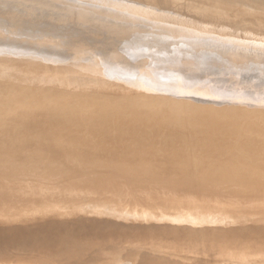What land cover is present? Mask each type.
<instances>
[{
  "label": "bare ground",
  "instance_id": "1",
  "mask_svg": "<svg viewBox=\"0 0 264 264\" xmlns=\"http://www.w3.org/2000/svg\"><path fill=\"white\" fill-rule=\"evenodd\" d=\"M161 1L164 6L166 1L181 0ZM185 1L205 6L209 3V7L210 2L217 3V0ZM223 1L217 4L216 13L226 18L229 9L223 7L226 6ZM117 2L0 0V55L17 59L24 56L30 65L36 61L38 66L50 67L47 73L41 66L45 73L22 65L17 68L20 66L18 60L14 61L17 64H13L14 67L9 64L11 61L6 64L1 57L4 65L1 62L0 80L10 94L5 90L0 102H7L6 98L15 99L17 103L8 106L19 109L22 105L29 111L23 115L19 109L17 114L23 116L22 122L32 126V119L36 122L40 119L37 124L42 137L60 138L58 144L33 145L28 151L22 147L26 144L24 139H19L16 145L20 146L15 145L6 153L0 152V161L11 162L18 158L26 167L12 178L6 174L13 173V169L0 164V206L7 208L4 223H0V264H38L37 256H43L44 262L39 259L40 264L49 263L53 258H59L53 262L61 264L62 257L73 259L68 262L67 258V264H264V190L245 189L250 185L246 180L236 182L240 187L229 189L224 187L229 181L219 179L212 185L205 184V188L213 186L215 190L204 191L191 189L185 180L191 169L196 175L207 173L193 164L199 153L204 158L198 156L197 159L215 156L233 170L242 167L249 175L264 179V85L246 86L247 80L252 81L257 76L264 82V50H255L260 55L250 54L255 49L254 43L244 36L245 32H252L251 28L250 31L241 29L244 36L238 38L240 30L236 33L231 29V32L227 30L229 26L226 27L229 24L221 23L230 35H226L224 43L209 44L202 40V35L222 31L220 26L217 29L214 18L210 23L215 28L208 20L205 23H209V27L205 25L207 27L201 28L200 32L192 28L198 29L201 23L195 26L188 19L178 20L182 22L177 24L167 22L174 15L172 11L166 12L168 16L171 14L166 22L165 17L155 19V15L152 21L145 17L143 6L144 9L140 8L143 12H140L144 16L141 13L138 18L139 8H134L138 5L133 7L131 3L129 6ZM260 3L262 5L264 1ZM238 5L243 6L242 3ZM250 5L247 7L253 17L254 10L251 11ZM149 7H146L148 11ZM160 7L159 11L163 8ZM254 7L252 5V9ZM230 9L238 11L240 8L231 5ZM257 9L256 13L261 10L257 12ZM194 10L197 9L194 7ZM175 12L177 16L181 11ZM230 14L234 19V13ZM203 21L200 22L205 24ZM161 25L167 28L163 30ZM247 26L243 27L247 29ZM99 30L103 31L104 37L97 43L94 36ZM46 37H52L50 42L60 46L62 59L57 60L51 54L52 57L43 58L39 64L43 56L41 59L37 56L41 54H29L26 50L24 55L20 51L30 41L40 43ZM15 38L21 41L17 42ZM255 41V46L264 45V38ZM70 49L73 53L77 50L85 53L77 59L67 58L66 52ZM193 49L200 52L194 54ZM199 55L201 69L216 73L217 77H202L201 84L204 85L195 90V86L179 84L187 78L178 70L182 62H189L187 57ZM25 58L20 60L23 65ZM177 63L181 66H176ZM112 65L121 67L120 71L125 70L128 75L114 71ZM250 66L253 71L249 70ZM76 71L81 72L83 78L78 77ZM174 75L178 80L171 79ZM94 78H98V83H93ZM106 80L114 82V88L118 90L105 87L112 84ZM17 89L21 93L16 94L20 92ZM126 89L138 93L135 95L132 94L134 91L129 93ZM33 92L41 95V100L50 104L52 110L56 108L66 116H58V111L54 115L44 109L46 103L40 107L42 101L38 97L32 99ZM158 97L165 101L176 97L174 100L178 99L179 103L165 104L163 109ZM226 103L235 107L228 110ZM224 104L227 106L225 111ZM30 126L27 129L32 130ZM8 139L13 141L14 137L11 135ZM94 153L114 158L121 165L158 160L168 170L157 174L127 171L140 175L132 177H126L125 172L112 178L86 177L83 174L84 158ZM177 171L179 178L170 177L165 186H159L160 182H166L159 174ZM132 180L134 184L130 182ZM28 211L34 215L30 217L34 218L32 224L26 220L28 213L26 218L21 215ZM217 224L228 225L229 229H218ZM88 238H92V246L97 247L95 256L91 245L84 242ZM66 245L77 246L78 250L73 251Z\"/></svg>",
  "mask_w": 264,
  "mask_h": 264
},
{
  "label": "rangeland",
  "instance_id": "2",
  "mask_svg": "<svg viewBox=\"0 0 264 264\" xmlns=\"http://www.w3.org/2000/svg\"><path fill=\"white\" fill-rule=\"evenodd\" d=\"M81 1H83V2H85V1H88V0H81ZM98 1H101V2H103V0H98ZM110 1V2H109ZM118 1V0H117ZM117 1H113V0H106V2L107 3H112V4H115V3H119V2H117ZM120 1V3H122V2H124V4H127V5H129V6H131L130 5V3L132 4V6L134 5H138V6H136V7H134V8H139V10H137V11H142L143 12V9L145 8V17H147V18H152L151 20L153 21L154 19V15H155V19H164L163 17H165V19H164V21L166 22L167 21V14L168 13H166V12H169V11H172L171 13H172V18H171V14L168 16L169 18H171V19H173V20H171V19H168L169 21H167V22H169V23H172L173 22V24H177L178 22H182V21H186V19H188V20H190V22L191 23H194L195 24V26H197V25H199V23H201L200 25H199V28L198 29H196V28H192L193 30L195 29L196 31H200V29L201 28H205V27H209V25H207V24H209L210 22H212V21H210V20H212L213 18L214 19H216L214 22V24L215 25H217V29L219 28V26H220V30H222V31H219L218 30V32H216L217 30H215V31H213L214 33H212V31H210V30H207L208 32L210 31L211 32V34H207V35H202L203 36V41H208V42H206V43H209V44H216L217 42H222L223 41V43L226 41V35H230V34H227V33H229L228 31H226V29L227 30H229V31H231V29H235L236 30V33H237V30H240V31H238V33L240 34H236V33H234V35L236 34L237 36L236 37H238V38H242V36H244L243 35V31L241 30V29H243L244 31H248L250 28L252 29H250L252 32L250 33V35H249V33H247V32H245V34L247 35H245L244 37H246L247 38V40H249L248 42H253L254 44L256 43V39L258 38V39H260L261 40V38L263 39L264 37H262V36H264V26H263V24L264 23H260V22H262L261 20H263V22H264V6H263V4L264 3H262V5H261V1L263 2L264 0H248V1H250V2H248L247 0H243V1H240V0H237V2H234L233 0H230V1H232V2H230L229 0H225L226 2L228 1V3H225V1H223L222 3H223V5H226V6H223L224 8L226 7L227 9H229V10H227L226 8V10H227V12H226V18L225 17H223V16H221V15H219L218 13H216L218 10H217V8L219 7V6H217V4L220 2V4H221V1H219V0H217V3H215V1H212V0H205V1H212V2H210V4L212 3V4H214L215 3V5L214 6H212V4L210 5L211 7H209L208 6V4H206L207 6H205V4L204 5H199L198 3V5H196L195 3H191V1H185V0H181V1H173V3H170V2H168V1H166V4L165 3H163V5L164 6H162L161 5V3H162V1L161 0H157L158 1V3H156V0H133V1H131V0H129V1H126V0H119ZM131 1V2H130ZM135 1H137V3L138 2H140V3H136L135 4ZM143 1V2H142ZM145 1V2H144ZM161 1V2H160ZM184 1V2H183ZM239 1V2H238ZM244 1H247V3L246 4H244L243 5V2ZM256 1V2H255ZM126 2V3H125ZM134 2V3H133ZM148 2H149V4L151 5H149L148 4ZM181 2V3H180ZM229 2H230V4L232 5V8H235V7H238V8H240V9H238V11H236V9L234 10V9H232V10H234V12L230 9L231 8V5H230V8H228L229 6L227 5V4H229ZM144 3L145 4H147V5H145L144 6ZM153 3H156V4H153ZM160 3V4H159ZM184 3H185V5H184ZM189 3V4H188ZM192 5H191V4ZM234 3H238V4H241L242 3V5L243 6H241V5H235ZM245 3V2H244ZM249 3V4H248ZM254 3V4H253ZM256 3V4H255ZM167 4H169V5H167ZM172 4V5H171ZM176 4V5H175ZM178 4V5H177ZM186 4H187V6H186ZM195 6H194V5ZM250 4H252L253 5V9H252V5H250ZM258 4H260L259 6H258ZM126 5V6H127ZM141 5V6H140ZM152 5H156V6H154L155 8L157 7V5H158V7L156 8V9H151V7L152 8H154ZM175 5V6H174ZM247 5H250L249 6V8H251V11L252 10H254V13H253V17L255 16V18H253L251 15H252V12H251V14H250V11H249V9H248V7H247ZM144 8H143V7ZM150 6V7H149ZM161 6V7H160ZM196 6H198V7H196ZM201 6V9H199V7ZM202 6H204V7H206V9L204 8V7H202ZM220 6H222V5H220ZM228 6V7H227ZM233 6H235V7H233ZM245 7V8H241V7ZM143 8V9H140V8ZM146 7H149L150 9H149V11H148V8H146ZM162 8L160 11H159V9L158 8ZM172 7H173V9H172ZM178 7V8H177ZM180 7H182V8H180ZM194 7H195V9H197V10H194ZM208 7V8H207ZM216 7V8H215ZM222 7V9H224ZM257 7H258V9H257ZM261 7H263V9L261 8ZM242 9H243V11H242ZM257 9V12H258V10L259 9H261L259 12H260V14H259V12L258 13H256V10ZM148 12H147V11ZM150 10H156V11H154V12H158V13H151V11ZM177 11V10H179V11H181V12H177L178 14H177V16H175L176 15V12L175 11ZM225 10V11H226ZM231 10V11H230ZM244 10H248L249 11V13L248 12H246V13H243V12H245ZM161 11H163L162 13H160ZM188 13H187V12ZM239 11L240 12H242V14L241 13H239ZM263 11V12H262ZM136 12V11H135ZM136 12V14L138 15V16H140V14L142 13V12ZM148 14H147V13ZM166 13V14H164V15H166V16H164L163 15V13ZM195 12V13H194ZM262 12V13H261ZM152 15H151V14ZM170 13V12H169ZM179 13H181V14H179ZM184 13L186 14V16L184 15ZM190 13H191V16H190ZM198 13V14H197ZM206 13V14H205ZM227 13H234V19H233V14L231 15H229V14H227ZM237 13H239V14H237ZM249 15H248V14ZM133 14H135L134 13V11H133ZM136 14H135V16H136ZM150 14V15H149ZM156 14H158L157 16H156ZM255 14V15H254ZM143 15V13H142V16H144ZM147 15V16H146ZM181 15H183V16H181ZM200 15V16H199ZM201 15H203V16H201ZM208 15V16H207ZM236 15V16H235ZM238 15V16H237ZM240 15V16H239ZM247 16V17H244V16ZM256 15L257 16H259L258 18H256ZM153 16V17H152ZM162 16V17H161ZM196 16V17H195ZM198 16V17H197ZM216 16H218V18H216ZM230 16V17H229ZM232 16V17H231ZM145 17H142L143 19L145 18ZM158 17V18H157ZM190 17H194V18H190ZM223 18V19H221L220 20V18ZM237 17V18H236ZM138 18H141V16L140 17H138ZM167 18V19H166ZM177 18V19H176ZM180 18V19H179ZM197 18H199L198 20H197ZM201 18H203V19H201ZM206 18V19H205ZM208 18H210V19H208ZM212 18V19H211ZM240 18V19H239ZM259 18H262L261 20L259 19ZM149 19V20H150ZM177 21H176V20ZM192 19V20H191ZM196 19V20H195ZM213 19V20H214ZM240 20V22L238 21V20ZM112 20V19H111ZM145 20H147L146 18H145ZM150 20V21H151ZM178 20H182V21H178ZM193 20H195L196 21V23L193 21ZM202 21V20H204L203 22L205 23V21L206 22H208V20H209V23H205V24H203L202 22H200V21ZM223 20V21H222ZM243 20V21H242ZM199 21V22H198ZM218 21V22H217ZM232 21H233V23H232ZM260 21V22H259ZM162 22V21H161ZM189 22V21H188ZM226 22V23H225ZM243 22V23H242ZM254 23L253 25H252V23ZM157 23V22H156ZM218 23L219 24H224L225 23V25L226 24H229V25H226V27L227 26H229V27H225V25H224V28L225 29H223V25L221 24V25H218ZM245 23H247V25L245 24ZM256 23V24H255ZM214 24H212V23H210V26L211 25H213L212 27H214L215 28V26H214ZM236 24H238V25H236ZM241 24V26H240V28H239V25ZM243 24V25H242ZM258 24V25H257ZM261 26H260V25ZM160 25V24H159ZM201 25H202V27H201ZM205 25H207V26H205ZM233 25V26H232ZM222 26V27H221ZM232 26V27H231ZM236 26L238 27V28H236ZM243 26H247V29L245 28V27H243ZM255 26H256V30H255ZM263 26V27H262ZM161 27V29H166L167 27H165V26H160ZM234 27V28H233ZM253 27V28H252ZM257 28H258V30H257ZM170 29V28H169ZM203 29H201V31H202ZM224 30V31H223ZM249 30V31H250ZM254 30H255V32H254ZM259 30H261L262 32L261 33H263L262 35H261V33L259 34L258 33V31ZM169 31V30H168ZM174 31V30H173ZM200 31V32H201ZM227 32V33H226ZM232 32V31H231ZM230 32V33H231ZM98 33H100V34H98ZM174 33H177L176 32V30L174 31ZM253 33V35H251ZM215 34H217V35H215ZM256 36H255V35ZM261 35V38H260V36L259 35ZM242 35V36H241ZM98 36H100V37H98ZM214 36V37H213ZM248 36H252V38H253V41H251V39L252 38H248ZM258 36V37H257ZM2 37H4V36H2ZM103 37H104V33H103V31L102 30H99V32H96V34H95V36H94V41H96L97 43H99V42H102V40H103ZM47 38V37H46ZM43 38L42 40H41V42L39 43H37V41L35 40V41H30L28 44L29 45H25L24 47L26 48H20V51L22 52V54H24V55H26V50H27V53H29V52H31V54L34 52V54H41V55H39V56H37V57H39V59H41V57H42V59L40 60V63L39 64H41V62H43L42 60H43V58H50V56H51V54H53L52 56H54L55 58H57V60H60V59H62V56L59 54L60 53V46H55V44L53 43V42H50L52 39V37H50V38ZM98 38V39H97ZM219 38V39H218ZM255 38V39H254ZM16 39V38H15ZM49 39H51V40H49ZM211 39V40H210ZM47 40V41H46ZM16 41L18 42V41H21V40H19V39H16ZM22 41H24V40H22ZM45 41V42H44ZM193 41V40H192ZM44 43V44H43ZM191 43V42H190ZM52 44V45H51ZM253 44V46H254V50L250 53V54H254V55H260V53H258V52H255V50H258V48H261V50H264V45L263 44H261V47H259V46H255ZM33 45H34V47H33ZM51 45V46H50ZM31 46V47H30ZM40 46V47H39ZM238 46H240V44L238 45ZM30 47V48H29ZM47 47V48H46ZM50 47V48H49ZM56 47H57V51H56ZM250 47H252V44L250 45ZM38 48V49H37ZM34 49V50H33ZM199 49V48H198ZM33 50V51H32ZM39 50H41V51H39ZM23 51H24V53H23ZM37 51H39V52H37ZM49 51V52H48ZM53 51H54V53H53ZM74 51H76V50H74ZM79 51V52H78ZM81 50H77L76 51V53H77V55H75L76 53H73V50L71 51V49L69 50V52L67 51L66 52V54H67V56L65 55V57H67V58H73L74 57V59H77L76 57L77 56H81L82 54H84L85 53V51L84 50H82V51H84V52H80ZM193 51H194V54L195 53H197L199 50H195V49H193ZM206 51V50H205ZM205 51H204V53H205ZM36 52V53H35ZM42 52H44V53H42ZM72 52V53H71ZM200 52V51H199ZM71 53V54H70ZM78 53H81V54H78ZM204 53H201L202 55H205ZM30 54V53H29ZM36 54V55H37ZM47 54H49V56L47 55ZM263 54H264V52H263ZM47 57H46V56ZM57 55V56H56ZM73 55V56H72ZM51 56V57H52ZM4 58V59H2V58ZM194 57V56H193ZM0 58L6 63V64H8L10 61H11V63H9L10 65H12V66H16L17 64H20V66L19 65H17L16 67L17 68H32V69H36V70H42V69H40V66L41 67H43L45 70H47L46 71V73L47 72H49V66H48V69H47V66L44 64L43 66L42 65H39L38 66V64L36 63V61H35V63L37 64H35V63H31V65H30V62H28L27 60H26V58L23 56V57H21L20 59H17V58H15V57H3L2 55H0ZM5 58H7V59H5ZM9 58L11 59V60H9ZM14 58V59H13ZM23 58H25L24 60H25V62H26V64H24L23 65V62H21L20 60H22L23 61ZM38 58H37V60H39ZM187 59H188V61L189 62H186V64L184 63V62H182L183 64H182V66L179 64V63H177L176 64V66L177 65H179V66H181V67H179V70L178 71H180L181 70V73H179V74H181L182 76H186V78H187V80H180V83L179 84H181L182 85V83L184 84V83H187V84H189V86H192V87H194V89L195 90H198L199 88H201V86H199V85H204V84H201V79H203V78H205V77H213V78H216L217 77V75H216V73H207V72H204V69H201L202 68V66L203 65H201V64H198V62H202V60H201V58H200V55H199V57H195V58H192V57H187ZM190 59V60H189ZM2 60H0V65H2V63L1 62H3ZM7 60H9V61H7ZM19 61V63H17V64H15L14 63V61ZM17 61V62H18ZM4 62H3V65H4ZM22 64H21V63ZM24 62V63H25ZM37 62H39V61H37ZM5 64V65H6ZM14 64V65H13ZM28 64V65H27ZM21 65H22V67H21ZM14 66V67H15ZM19 66V67H18ZM25 66V67H24ZM29 66V67H28ZM46 66V67H45ZM113 67H114V71H118V72H121L120 71V69H121V67H119V66H117V65H112ZM116 66V67H115ZM37 67H39V69H37ZM197 69V71H196V69ZM118 68V69H117ZM190 68V69H189ZM42 70V72L43 73H45V70ZM173 69V68H172ZM188 69V70H187ZM112 70V71H113ZM190 70V71H189ZM199 70H200V72H199ZM249 70H251V71H253V67H249ZM177 71V72H178ZM183 71L185 72L184 74H183ZM77 72V73H76ZM75 73H76V75L78 76V77H82L83 78V75H82V73L80 72V73H78V71H76ZM127 71H125V70H122V72L121 73H124V74H126V75H128V73H126ZM187 73V74H186ZM193 73V74H192ZM230 73V72H229ZM197 74V75H196ZM190 75V76H189ZM194 75V76H193ZM174 77H175V75L174 76H172V80H178V79H174ZM200 77V78H199ZM203 77V78H202ZM195 78H197V79H195ZM95 79V78H94ZM94 79L92 80L93 81V83L95 82V83H98V78H96L95 79V81H94ZM257 79V80H256ZM258 79H262V78H260L259 76H257V77H255V78H252V81H246L247 82V84H246V86H247V88H251L252 86H248V85H261V86H263L264 85V82L263 81H260V80H258ZM97 80V81H96ZM214 80H217V79H214ZM1 81V80H0ZM107 81V83H110L111 81H108V80H106ZM2 82V81H1ZM0 82V83H1ZM94 83V84H95ZM112 84H109V85H105V87H109L108 89H110L111 91L113 90H118L117 88H114V87H116V86H114L113 84H114V82H111ZM197 83V84H196ZM3 84V89L1 88V85ZM178 84V85H179ZM4 82H2L1 84H0V96L2 97V96H4L5 94H2V93H5V90H6V92L7 93H9L10 94V92H8L7 91V89L4 87ZM110 85H113V86H111L110 87ZM180 86V85H179ZM205 87V86H204ZM5 88V89H4ZM198 88V89H197ZM3 90V91H2ZM17 91H20V90H18L17 89ZM119 91H121V90H119ZM129 92V93H132L134 90H131V89H126V92ZM137 92V91H136ZM135 91L132 93V94H137ZM14 94H15V92H13ZM19 93H21V91L20 92H18V93H16V94H19ZM33 93H34V95H33ZM33 93H31V97H32V99H36L37 97V99L38 100H41L42 98L40 97L41 95H39V96H37L38 95V93H35V92H33ZM8 94V95H9ZM37 94V95H36ZM26 95H28V94H26ZM29 95H30V93H29ZM36 95V97H34L33 98V96H35ZM31 97L29 96V98L31 99ZM40 97V98H39ZM174 98H176V97H174ZM174 98H171V100L169 101V100H167V101H165V100H162V98L161 97H158V100H160V103L159 104H162L161 106H162V108L164 109L165 108V106H167V105H170V104H173V103H175L176 104V102H177V100L178 99H176V100H174ZM7 99V102H4V101H2V102H0V152L1 153H6V152H9L12 148H14L15 147V145H16V140H19V139H24V141L26 142V144H23V148L25 149V150H31L30 148H32V146L33 145H37V146H47V145H49V144H53V142H55V143H59V140H60V138H49L48 136H44V137H42V135H40V130H39V125L37 124V122L40 120V119H38L37 120V122H36V120L35 119H32V123H33V125H34V128H33V125L32 126H30L29 124H27V123H24V122H22L21 120H20V118L21 117H23L21 114H17V113H19V109H20V111H21V113L24 115V114H28L29 113V111L27 110V109H25L22 105V107L21 106H18L19 107V109L18 108H16L14 105H11V106H8V104L9 103H11V104H16L17 103V101L15 100V99H12V98H6ZM173 100V101H172ZM42 102H41V104H40V107L41 106H43L44 107V105H45V107H44V109H49V111H51L52 112V114L54 113V115H56L58 112H59V114H58V116H66L65 114H64V112H62L61 113V111L59 110H56V108L55 109H53L52 110V108H51V106H50V104H48L47 102H45L44 100H41ZM162 101H163V103H162ZM165 101V102H164ZM169 101V102H168ZM205 101H207V100H205ZM44 103H46V104H44ZM169 103V104H168ZM177 103H179V102H177ZM44 104V105H43ZM166 104V105H165ZM227 104V103H226ZM49 105V106H48ZM165 105V106H164ZM229 105V103L227 104V106ZM160 106V107H161ZM225 104H224V108H223V110L225 109ZM227 106H226V108H227ZM38 107V106H37ZM36 107V108H37ZM40 107H38V108H40ZM50 107V108H49ZM230 107H232V103H230V105H229V108H227L228 110L230 109ZM235 107V105H233V107L232 108H234ZM40 109H42V108H40ZM44 109H42V111H44ZM160 111L162 110V109H159ZM227 110V111H228ZM230 110H232V109H230ZM243 110V109H242ZM58 111V112H57ZM225 111V110H224ZM244 111V110H243ZM16 112V113H15ZM63 114V115H62ZM29 115H31V114H29ZM263 118H264V116H263ZM47 123H50L49 121H46ZM27 126H30V128L32 129V130H30V129H27ZM117 134V133H116ZM13 136L14 137V140L13 141H11V139H8V137L9 136ZM118 135V134H117ZM9 141H11V142H9ZM16 146H20V145H16ZM14 150V149H13ZM12 150V151H13ZM5 155H7V154H5ZM198 156L200 157V158H204V157H202V155H200V153L197 155V156H195V158H196V160L193 162V164L197 167V168H199V169H201V170H204V171H206L207 173L206 174H199V175H196L195 173H194V170L193 169H191L190 171H189V173L186 175V182H187V184L190 186V188L191 189H202V190H204V191H206V190H208V189H211V191H213V190H215V188H213V186H211L212 188H205V184L207 183H210L211 185L213 184L212 182H216V181H218L219 179H222V180H227V181H229V183H225L224 184V187H230L229 189H234V188H236V187H240V185L238 184V183H236L237 181H242V180H246V181H248L249 183H250V185H248L245 189H249V188H258V189H262V190H264V179H261V178H259V177H257L256 175H249V173H248V171H246V170H244L245 168H242V167H240L238 170H233L230 166H226V163L224 162V161H222V159L221 158H217V157H210V158H206V159H197L198 158ZM13 157H18V156H15V155H13ZM24 157V156H23ZM1 159V158H0ZM21 160L20 159H15V160H13V161H11V162H6V161H0V164H3V165H5L6 167L8 166V167H10L11 169H13V173H10V174H6V175H10V177H12V178H15V177H13L14 176V174H19L20 172H22L23 170H26V167L25 166H23V163L22 162H20ZM190 161V160H189ZM41 167H44V165L42 164L41 165ZM84 169H83V174L87 177L88 175H93V178L94 177H103V178H106V177H110V178H112V177H118L119 175H122L123 174V172H127V171H129V170H140L142 173H154V174H157L159 171H161V170H168V167H166V166H164L163 165V163L161 162V161H155V162H150L149 160H145L144 162H133V161H131V162H128L126 165H121V163L118 161V160H116V159H114V158H105V157H103V156H98L97 155V153H94V154H91V155H88V156H86L85 158H84V167H83ZM220 168V169H219ZM5 169H7V168H5ZM209 171H211V173L212 174H210L209 173ZM2 173H4V172H2ZM84 175L82 176V177H84ZM132 176H140V175H136V174H128V173H126V177H132ZM143 176H146V175H143ZM254 176H256V177H254ZM91 177V176H90ZM159 177H161V180L162 181H166V179H168V178H170V177H178L179 178V172L177 171V172H174V173H169V172H166L165 173V175H161V174H159ZM127 180H129V179H127ZM122 181V180H121ZM130 182H132L133 184H134V181L132 180V181H130ZM168 181H166V182H163V183H161L160 182V185L159 186H165L166 185V183H167ZM237 189H239V188H237ZM244 189V190H245ZM18 192H21V191H18ZM1 208H0V223L2 224V223H4V219H5V217L4 216H6V213H5V211H7V208L5 207V206H0ZM2 208H4V209H2ZM5 208H6V210H5ZM27 213L29 214V216L27 215ZM32 212H30V211H28V212H23L21 215H22V217L24 218H26L27 216L29 217V218H26V220L27 221H29L30 222V224H32L31 223V221H33V219H30V217L32 218V216H34V215H30ZM4 214V215H3ZM34 214V213H33ZM12 215H14V214H12ZM36 215V214H35ZM39 215V214H38ZM2 216V217H1ZM207 218L209 217V216H206ZM29 219V220H28ZM10 220V219H9ZM11 220H13V219H11ZM221 224V223H220ZM224 225V224H223ZM22 226H24V225H19V227H22ZM25 226H27V225H25ZM24 226V227H25ZM217 226H220V227H218V229H221V227H222V225H218L217 224ZM23 227V228H24ZM223 227H227L228 228V225H224ZM222 227V228H223ZM230 227V226H229ZM229 229V228H228ZM223 230H224V228H223ZM52 236H54V234L52 235ZM90 239H92V238H90ZM89 238L88 239H86V240H84V242H87V244H88V246L89 245H91V247H92V253L93 252H95L94 253V256H95V254H96V250H94V249H96L94 246H92V242H93V239H92V241L90 240ZM91 241V242H90ZM94 241H95V239H94ZM260 241V240H259ZM91 243V244H90ZM69 249H71V250H73V251H76V250H78V247L76 246V247H72V246H68V245H66ZM90 247V246H89ZM82 248H84V247H82ZM67 252H70V251H68V250H66ZM90 251V252H91ZM228 252V251H227ZM226 252V253H227ZM91 253V256L92 257H94L93 256V254ZM34 258V257H33ZM38 258V259H37ZM63 258V257H62ZM62 258H61V262L60 261H57V263H61V264H67L69 261V259L71 260V257H64L63 259H64V261L62 260ZM88 258H90V257H88ZM39 259H40V261L43 259V256H42V258H41V256L39 257V256H37L36 258H35V260H36V262H37V260H38V264H40L41 262L39 261ZM59 258H53L52 260H49L48 262L49 263H51L52 262V264H56V263H54V262H56V260H58ZM67 259V261H65ZM55 260V261H54ZM73 260V259H72ZM71 260V261H72ZM91 260H93L92 258H91ZM54 261V262H53ZM63 261V262H62ZM70 261V262H71ZM94 261V260H93ZM44 262V260H42V263ZM47 262V261H46ZM49 263H46V264H49ZM78 264L80 263V262H77ZM76 263V264H77Z\"/></svg>",
  "mask_w": 264,
  "mask_h": 264
}]
</instances>
